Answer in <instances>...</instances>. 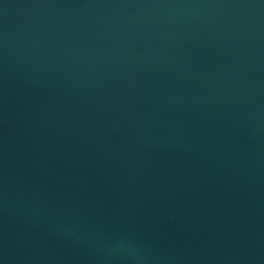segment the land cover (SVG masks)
I'll return each mask as SVG.
<instances>
[{"label": "water", "instance_id": "95a60500", "mask_svg": "<svg viewBox=\"0 0 264 264\" xmlns=\"http://www.w3.org/2000/svg\"><path fill=\"white\" fill-rule=\"evenodd\" d=\"M0 264H264V0H0Z\"/></svg>", "mask_w": 264, "mask_h": 264}]
</instances>
